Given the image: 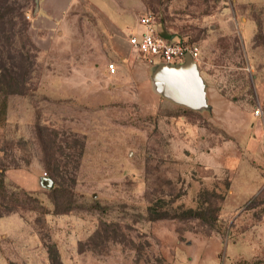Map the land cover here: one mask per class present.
Wrapping results in <instances>:
<instances>
[{
    "label": "rangeland",
    "instance_id": "obj_1",
    "mask_svg": "<svg viewBox=\"0 0 264 264\" xmlns=\"http://www.w3.org/2000/svg\"><path fill=\"white\" fill-rule=\"evenodd\" d=\"M48 1H6L27 4L38 87L59 77L65 94L9 97L0 150L21 168L4 182L44 213L31 204L0 219V264H264V166L253 172L248 147L254 119L264 128V0H75L59 22L37 17ZM146 14L161 38L197 50L207 108L156 88L127 41ZM125 39L122 64L111 43ZM51 151L67 168L47 189ZM211 154L215 166L200 163Z\"/></svg>",
    "mask_w": 264,
    "mask_h": 264
},
{
    "label": "trees",
    "instance_id": "obj_2",
    "mask_svg": "<svg viewBox=\"0 0 264 264\" xmlns=\"http://www.w3.org/2000/svg\"><path fill=\"white\" fill-rule=\"evenodd\" d=\"M6 1L7 0H0V37L5 40V45L8 49L6 58L3 56V51L0 50V125L6 120L9 97L13 95L24 96L26 93H35L37 91L40 76H38L39 72L36 69L35 62L36 47L26 35L28 24L25 22L24 17L28 10L27 4L13 9ZM12 1L16 4V0ZM27 1L30 3L33 2V0ZM22 7L24 8L21 9ZM152 16L155 24H157L155 16ZM16 20H18L20 24V30L17 33L14 31ZM16 38H18V41L15 43L13 40ZM11 39L13 45L12 49L10 44ZM165 39L166 42L169 41V38ZM185 111L189 112V110ZM46 130L49 131V136H52L53 141H55L57 132L51 131V129ZM38 132L40 133V129L37 128V133ZM76 147L78 148V157H80L83 148L82 144H77L74 148ZM55 148L58 149L60 147L55 146ZM8 149L9 148H2L0 150V219L16 214L23 218L21 215L22 210H24L27 205L31 204L33 210L36 208L38 212L44 213L43 207L37 202L36 198L25 192H20V194L12 192L13 190H17V187H11L13 190L9 192V189L5 185V172L9 169L21 168V164L14 160L11 154L9 155ZM52 153L53 151L50 153L51 157L48 165H45L44 168L48 172V177L58 184V180L62 178L63 171L60 169L67 168L65 167L67 163L64 162L66 164L63 163L60 165L59 161L53 158ZM59 153H61V151H59ZM78 165L79 160L77 159L74 162L73 169L77 170ZM45 174L47 175L46 172ZM55 191L56 188H52L51 192ZM187 214L194 215V212L190 209L187 210Z\"/></svg>",
    "mask_w": 264,
    "mask_h": 264
},
{
    "label": "water",
    "instance_id": "obj_3",
    "mask_svg": "<svg viewBox=\"0 0 264 264\" xmlns=\"http://www.w3.org/2000/svg\"><path fill=\"white\" fill-rule=\"evenodd\" d=\"M152 70L151 77L164 98L191 110L207 108L204 84L190 55H186L182 63L156 64ZM42 180L44 187L50 189L51 179Z\"/></svg>",
    "mask_w": 264,
    "mask_h": 264
},
{
    "label": "crops",
    "instance_id": "obj_4",
    "mask_svg": "<svg viewBox=\"0 0 264 264\" xmlns=\"http://www.w3.org/2000/svg\"><path fill=\"white\" fill-rule=\"evenodd\" d=\"M75 0H49L48 2H46L43 6H39L35 8V12H37V17H41V18H45V19H52L59 22V20H61L64 15L71 9V7L73 6ZM111 49L113 50V54L114 57L117 59H119L122 64H124L128 59L131 61V56L130 54H132L130 52V47L128 46V44H126V39L123 40V43L121 45H117L115 44V42L111 43ZM128 57V59H127ZM132 63V62H130ZM134 63V62H133ZM132 63V64H133ZM133 68V66H132ZM46 79V77H45ZM49 80L47 81V85L43 84L39 87H37V89L39 88V91H44L47 93V95L53 99H57V97L62 96L65 94L64 90H58L59 88L56 86L58 85V83H60L62 80V78L59 77H49ZM46 82V80H45ZM41 83V82H40ZM44 83V80H43ZM42 84V83H41ZM57 89H56V88ZM255 121L252 122L251 124V132H252V139L251 141L248 143V147H249V151L251 153L250 159L251 161H253L255 163V168H253V172L257 173L258 169H260L261 166H264V154L262 152V150L260 149V142L264 137V128L261 127V125L257 122L258 120L254 119ZM206 155V154H205ZM204 155V156H205ZM210 155V153H209ZM213 159V156L211 154V158L210 161H202L200 163L203 164H207L209 165H214L215 164H211L210 162L212 161L213 163H216V161ZM236 165L234 166V162L230 161V165L229 167H232L233 169H237L239 167V165L242 163L239 159L236 160ZM237 164H239L237 166ZM262 173H264L263 170H259ZM260 175V174H259ZM262 177L261 179V185L258 186V188L261 186H263L264 184V174L260 175ZM259 190V189H258ZM257 190V191H258ZM13 216V215H12Z\"/></svg>",
    "mask_w": 264,
    "mask_h": 264
},
{
    "label": "built area",
    "instance_id": "obj_5",
    "mask_svg": "<svg viewBox=\"0 0 264 264\" xmlns=\"http://www.w3.org/2000/svg\"><path fill=\"white\" fill-rule=\"evenodd\" d=\"M128 44L136 51L138 56L149 65L166 64L175 65L182 63L186 55L197 61V50L181 44L166 42L157 34L156 24L151 14L143 15L138 22V31L130 33L127 37ZM109 72H114L112 64L108 66ZM259 109L254 112L255 116Z\"/></svg>",
    "mask_w": 264,
    "mask_h": 264
}]
</instances>
